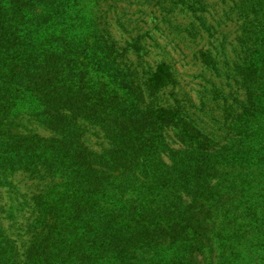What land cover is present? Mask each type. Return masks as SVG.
I'll return each instance as SVG.
<instances>
[{"label": "trees", "instance_id": "obj_1", "mask_svg": "<svg viewBox=\"0 0 264 264\" xmlns=\"http://www.w3.org/2000/svg\"><path fill=\"white\" fill-rule=\"evenodd\" d=\"M120 1L0 0V189L36 182L0 203V264H264V0H233L229 51L200 52L228 89L197 100L118 38ZM130 1L212 29L205 0Z\"/></svg>", "mask_w": 264, "mask_h": 264}, {"label": "rangeland", "instance_id": "obj_2", "mask_svg": "<svg viewBox=\"0 0 264 264\" xmlns=\"http://www.w3.org/2000/svg\"><path fill=\"white\" fill-rule=\"evenodd\" d=\"M205 1L207 9L203 14L212 29L204 27L199 15L197 16L192 10L178 7L173 11H168L169 14L154 2L145 4L123 0L111 12L118 38L126 40L137 33L143 34L142 38L148 49V54L144 55L145 59L153 65L160 61L174 64L180 79L176 89L181 94L186 93L196 100L205 84L210 85L209 80L218 85L222 84L228 89L226 84L228 79L215 76L200 58V52L202 49H211L214 53L220 52L221 54L225 44L229 51L230 41H234L239 27L236 18L229 19L228 13L233 0ZM121 16L122 21H125V29L115 20ZM192 22H195L200 29V33L196 36L183 30ZM30 125L45 136L51 135L50 130L44 126L34 122ZM87 138L89 144L98 147L97 136L88 135ZM11 178L15 188L6 186L0 189V203L6 207L17 204L21 193L32 192L36 189L35 180L27 172L18 171Z\"/></svg>", "mask_w": 264, "mask_h": 264}]
</instances>
